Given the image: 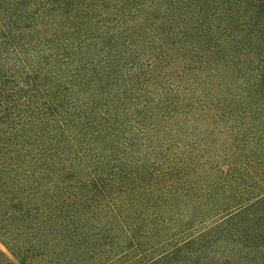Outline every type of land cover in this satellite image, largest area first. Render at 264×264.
Instances as JSON below:
<instances>
[{
    "label": "trees",
    "instance_id": "16d2710c",
    "mask_svg": "<svg viewBox=\"0 0 264 264\" xmlns=\"http://www.w3.org/2000/svg\"><path fill=\"white\" fill-rule=\"evenodd\" d=\"M0 264H264V0H0Z\"/></svg>",
    "mask_w": 264,
    "mask_h": 264
},
{
    "label": "rangeland",
    "instance_id": "374dc122",
    "mask_svg": "<svg viewBox=\"0 0 264 264\" xmlns=\"http://www.w3.org/2000/svg\"><path fill=\"white\" fill-rule=\"evenodd\" d=\"M0 248L6 253V255L11 259V260H13V261H15L14 260V258L7 252V250L0 244Z\"/></svg>",
    "mask_w": 264,
    "mask_h": 264
}]
</instances>
